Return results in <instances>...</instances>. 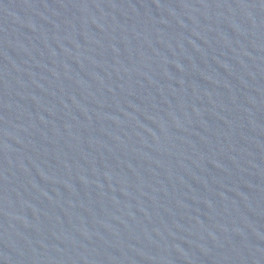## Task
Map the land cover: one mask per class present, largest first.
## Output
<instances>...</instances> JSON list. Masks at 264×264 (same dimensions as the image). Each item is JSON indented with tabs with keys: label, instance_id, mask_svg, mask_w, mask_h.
Wrapping results in <instances>:
<instances>
[{
	"label": "water",
	"instance_id": "1",
	"mask_svg": "<svg viewBox=\"0 0 264 264\" xmlns=\"http://www.w3.org/2000/svg\"><path fill=\"white\" fill-rule=\"evenodd\" d=\"M0 264H264V0H0Z\"/></svg>",
	"mask_w": 264,
	"mask_h": 264
}]
</instances>
